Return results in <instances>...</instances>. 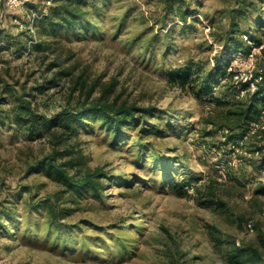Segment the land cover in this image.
Listing matches in <instances>:
<instances>
[{
	"label": "rangeland",
	"instance_id": "374dc122",
	"mask_svg": "<svg viewBox=\"0 0 264 264\" xmlns=\"http://www.w3.org/2000/svg\"><path fill=\"white\" fill-rule=\"evenodd\" d=\"M165 2L77 0L84 15L53 28L60 2L0 0V264H232V247L264 236V119L228 158L214 147L237 130L232 82L207 100L170 81L190 63L228 73L241 35L263 37L241 75L264 66V0H171L168 25ZM111 81L110 100L154 111L63 128L58 115Z\"/></svg>",
	"mask_w": 264,
	"mask_h": 264
},
{
	"label": "trees",
	"instance_id": "16d2710c",
	"mask_svg": "<svg viewBox=\"0 0 264 264\" xmlns=\"http://www.w3.org/2000/svg\"><path fill=\"white\" fill-rule=\"evenodd\" d=\"M56 1L60 2L59 5L54 6L51 15L45 17L46 20H50V25L53 26V28L56 26V21L54 20L58 15H60L58 24L63 25H75V19L78 16L84 15L79 5L75 4L77 0ZM170 2L171 0H166L165 8L162 11V18L166 25H168L169 20L172 21L178 17V14L174 12ZM240 2L241 7H245L248 0H240ZM244 36L247 39H244ZM262 38L263 37L254 41L247 35H241L239 39L241 47L230 49L228 59L225 61L228 60L230 62L233 58L232 55L243 54L246 50V52H250L251 48L260 46L262 44ZM245 47L246 50L244 49ZM171 74L170 81L175 86L182 89L189 86L194 96L200 99H207L209 95L213 94L215 80H230L232 82L230 83L231 88L229 89L234 92L236 100L233 101L238 107L236 110L229 111V114L236 116L238 121L236 125L237 130L234 131L233 129L227 128V132L224 135L225 139L222 141L221 145L214 147V149L216 148L215 150L218 153L228 154V158L233 157L237 150L243 145L244 139L252 132L254 123L264 119V66L254 70L251 80L248 81H243L241 79L234 80L235 76L238 74L236 67L230 69L228 73L220 70L217 66L205 72L201 66L193 63L181 66ZM54 78H56V76H54ZM250 82L255 84V89H251ZM115 85L116 82L111 81L103 88L101 94L96 99H92L91 101L84 100V104L77 105L76 110L72 112H63L58 115L61 116L63 128L74 133L77 131L78 125L84 123L88 117L94 115V117L101 118L105 124L113 126L115 130H118L121 125L128 123L130 120H136L144 116V114L154 111L151 107L142 108L135 104H128L127 101L118 103L116 98L110 100V94ZM242 91L245 94L240 97ZM91 92L92 89L89 91V94ZM216 103L227 105L228 101L217 99ZM28 116L29 117L22 119L27 120L30 124L39 125L41 128L46 122L45 118L40 115L29 114ZM261 159L263 161L261 169H263L264 155ZM93 174L92 177L80 181L79 184H94L93 176L98 177L103 173L101 169H97ZM181 185L182 188L180 187V191L183 194H188L186 189L188 186L194 187L191 181L184 179H182ZM256 194L264 195V183L258 185ZM229 259L232 264H264V236L259 234L255 241H251L241 247H232Z\"/></svg>",
	"mask_w": 264,
	"mask_h": 264
},
{
	"label": "built area",
	"instance_id": "2783aa9c",
	"mask_svg": "<svg viewBox=\"0 0 264 264\" xmlns=\"http://www.w3.org/2000/svg\"><path fill=\"white\" fill-rule=\"evenodd\" d=\"M245 39H247V38L245 37ZM253 50H256V49L253 48ZM255 55H256L255 51H251L250 53H248L246 55H243V54L232 55L233 61H234L233 65H234V67L237 68V71H238V74L235 76V78L241 79L243 81L251 80L253 71L251 72V71L246 70L247 74L245 72H243V74L241 75V71L242 70L244 71V69H245L244 64H243V62H241V60L245 59L246 61L253 62ZM250 87H251V89H255V84L253 82H250ZM261 120L254 123L253 129L251 132L252 134L255 132V130L257 128H263V124H262ZM237 152H238V150H237ZM236 153L234 155H236ZM257 154H258V152H257ZM252 228H253L252 223H248L247 229L249 231H252Z\"/></svg>",
	"mask_w": 264,
	"mask_h": 264
}]
</instances>
